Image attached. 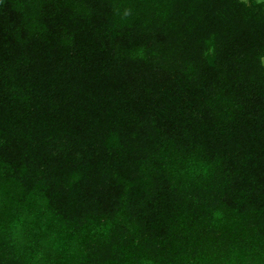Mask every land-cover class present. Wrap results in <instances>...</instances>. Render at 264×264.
<instances>
[{"label": "trees", "instance_id": "obj_1", "mask_svg": "<svg viewBox=\"0 0 264 264\" xmlns=\"http://www.w3.org/2000/svg\"><path fill=\"white\" fill-rule=\"evenodd\" d=\"M0 264H264V2L0 0Z\"/></svg>", "mask_w": 264, "mask_h": 264}, {"label": "rangeland", "instance_id": "obj_2", "mask_svg": "<svg viewBox=\"0 0 264 264\" xmlns=\"http://www.w3.org/2000/svg\"><path fill=\"white\" fill-rule=\"evenodd\" d=\"M245 2H250V0H243ZM259 2H264V0H258Z\"/></svg>", "mask_w": 264, "mask_h": 264}]
</instances>
